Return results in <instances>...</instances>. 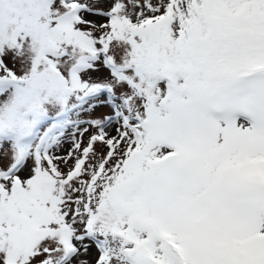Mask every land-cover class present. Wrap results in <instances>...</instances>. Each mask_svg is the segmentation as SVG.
I'll return each mask as SVG.
<instances>
[{
  "label": "snow or ice",
  "instance_id": "1",
  "mask_svg": "<svg viewBox=\"0 0 264 264\" xmlns=\"http://www.w3.org/2000/svg\"><path fill=\"white\" fill-rule=\"evenodd\" d=\"M0 264H264V0H0Z\"/></svg>",
  "mask_w": 264,
  "mask_h": 264
}]
</instances>
